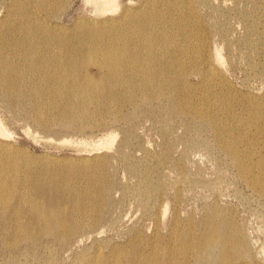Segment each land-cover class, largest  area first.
Here are the masks:
<instances>
[{"label":"rangeland","instance_id":"1","mask_svg":"<svg viewBox=\"0 0 264 264\" xmlns=\"http://www.w3.org/2000/svg\"><path fill=\"white\" fill-rule=\"evenodd\" d=\"M41 1L0 0V55L23 70L32 58L41 74L74 64L78 85L88 77L108 93L84 96L68 88L71 78L69 95L52 94L37 75L26 77L31 87L0 91L12 146L0 187L13 199L24 194L25 205L41 197L52 212L40 222L22 206L21 221L8 227L0 216V264H264V0H119L116 13L104 8L113 0ZM50 21L66 26L60 41ZM132 40L142 73L127 68L120 85L110 84L107 65ZM161 58L172 67L164 71ZM207 65L216 69L209 80L198 76ZM76 100L85 113L68 116ZM109 132L117 134L112 148L102 144ZM213 227L225 242L206 247Z\"/></svg>","mask_w":264,"mask_h":264},{"label":"bare ground","instance_id":"2","mask_svg":"<svg viewBox=\"0 0 264 264\" xmlns=\"http://www.w3.org/2000/svg\"><path fill=\"white\" fill-rule=\"evenodd\" d=\"M41 2L43 4H47L50 1L42 0ZM118 2L119 0L105 2L104 8H106V10L108 11L116 13L117 9L113 6L117 5ZM45 12L50 18H53L56 15L55 11L52 8H46ZM32 16L35 17V14H32ZM48 23L52 26L51 30L53 31V33H55L57 40L60 41L61 36L65 32L66 26L53 23V21H50ZM164 23L165 22L162 23L160 29L163 33V44L165 45V44H168L169 42L168 40L169 30L164 28L163 26ZM137 29H138V26L135 23V20H133V23L130 25L128 29V33L136 36ZM37 30H38V27H35V31ZM83 30L87 31V33H91L89 34V37H91L94 33H97V27H95V25L91 26V24L83 25ZM30 34H34V29L30 30ZM1 41L2 40L0 37V42ZM139 45L141 44L138 43V41L132 40L131 45L129 47L124 45L118 48L119 58H118L117 64L115 66H113L112 64L107 65V72L105 73V80H107L110 84H115V86H118L120 85V82H121V76L123 75V70L127 68H131L136 73H140V74L142 73V68L139 65V55H140ZM144 46L148 52H152L154 49V46L151 43H146L144 44ZM81 49L86 52L85 48H81ZM198 51H199V48H198ZM130 55L131 57H133V59L130 57ZM214 57H215V61H217L218 63H221L222 61L221 53L218 49H216V52H214ZM106 58L113 59L114 57L112 53L108 52ZM149 60H150V57H147L146 61L148 62ZM159 60H160L161 65H163L162 60H164L165 62V65L162 67L164 71L171 68L173 65L169 61L168 58H161ZM179 61H182V60L177 59L175 63L179 65L180 64ZM70 68H71V72L65 73L64 71H58V69H60L58 66H48L44 68V71L41 74L40 66L32 58L28 59L27 66L23 70L21 69V67L17 65L14 59L2 54L0 55V91H2L6 95H11L14 93L13 89H15V91H18L22 85L31 87L26 82V77L28 75H37L39 76L38 78H40L46 84L47 89L51 91L52 94H61V95L67 96L69 95V93L64 90L65 87H68L67 82L71 78H74V85L68 88H74L78 85V80H77V75H76L77 67L73 64L70 66ZM215 70L216 69L214 65H210V66L207 65L204 71H200V70L198 71V76L200 77L206 76L207 79L209 80L210 76L215 75V72H216ZM13 77H16L17 80L14 81L12 79ZM7 80L10 82L19 83L20 85L14 86L13 83H7ZM180 80L185 81V82L188 81V79L184 76L180 78ZM215 80H217V78L213 77L212 81H215ZM88 81H90V84H88ZM192 84H202V83L199 81V82L192 83ZM206 85H209V84H206ZM227 85L229 86L228 83ZM80 87H82L83 89L82 92L85 93L84 96L86 95V93H90L94 95L95 97H98V96L105 97L108 93L104 90L102 82L89 80L88 77L86 78V81L79 83L78 88ZM119 89H120V86L118 87L117 92L119 91ZM35 96H36V93L33 95V97ZM202 100H203V103H205L207 99L202 97ZM68 104H69V107L67 109L68 116H72L74 112L85 113L84 107H85L86 102L83 103V100L82 101H77V100L72 101L71 103H68ZM189 106L191 110H194L193 105H189ZM206 107L208 108V105H206ZM224 123L226 124L227 122L225 121ZM116 137H117V134L113 132H109L103 138L102 144L107 148H112ZM218 139L219 141L223 140V135L221 133H219ZM66 141L68 140L66 139ZM225 146L229 154L234 159V162L236 164H241V162L243 161L242 160L243 157H242V152L238 149V147L232 142L226 143ZM11 148L12 146L10 142V134L7 131L6 127L4 126V123L0 119V164L4 162ZM40 198L41 197H38V196H32V198H30L31 203L28 205H25L24 201H26L27 198H25L24 194L17 193L15 198L13 199V197L10 196V194H8L5 188L0 187V216H2L1 222L4 225V227H8V225L12 222L14 217L18 218L21 215L22 206H24L27 209V212L29 213H33L34 215L35 213H37L38 218L36 217V215H35V218L37 220H40V222L47 221L49 223V216L52 212L50 209L46 208L49 204L46 202H42ZM66 201L71 202L72 197L70 199L66 198ZM77 201L79 203V207L83 211H85V213H87L89 209L87 200H86V203L84 204L81 197L77 196ZM167 209L168 208L166 206L164 209V212H166ZM17 221L18 222L21 221V216L17 219ZM59 222L61 223V221ZM80 224H83V222H81ZM27 225L28 227H30V222H27ZM17 229H20V227ZM22 234L23 232L17 231L16 237L19 238ZM224 235L225 234L222 228L220 229V228L213 227L211 232L205 238L206 247H210V246L215 247L219 243H224L225 242ZM196 248H197L199 255L202 256L204 248L202 246H199V244H197ZM167 258L168 256L165 255L163 262H165Z\"/></svg>","mask_w":264,"mask_h":264}]
</instances>
